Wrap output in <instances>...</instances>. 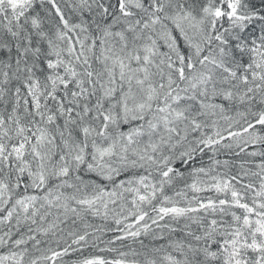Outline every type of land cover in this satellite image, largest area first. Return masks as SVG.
Returning <instances> with one entry per match:
<instances>
[{
    "label": "snow or ice",
    "instance_id": "1",
    "mask_svg": "<svg viewBox=\"0 0 264 264\" xmlns=\"http://www.w3.org/2000/svg\"><path fill=\"white\" fill-rule=\"evenodd\" d=\"M0 264H264V0H0Z\"/></svg>",
    "mask_w": 264,
    "mask_h": 264
}]
</instances>
